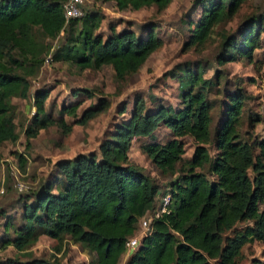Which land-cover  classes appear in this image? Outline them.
<instances>
[{
  "label": "trees",
  "instance_id": "trees-1",
  "mask_svg": "<svg viewBox=\"0 0 264 264\" xmlns=\"http://www.w3.org/2000/svg\"><path fill=\"white\" fill-rule=\"evenodd\" d=\"M91 1L113 2L118 10L154 6L161 11L171 0ZM245 1L194 0L200 13L195 21H188L192 27L188 28L184 47L203 45L213 28L230 20ZM62 2L0 0V146L18 139L10 98L27 96V77L35 74L48 52V47L34 37L33 28H38L44 38L61 35L51 61L68 63L80 71L109 66L119 81L136 73L162 45L152 23H142L136 31L108 26L104 33L98 31V9L83 8L82 17L66 19ZM261 33L263 15L244 18L235 32L225 34L216 63L224 65L239 57L252 61ZM196 64L184 62L169 72L171 77L178 75V107L156 103L144 110L141 99H134L128 118L104 134L97 152L57 160L49 178L37 191L22 198L20 225L12 235L4 236L1 246L23 251L38 235L45 234L57 243L67 239L79 245L94 259L92 264H117L122 254L128 256L126 264H236L243 246L264 242V206L260 207L264 202V136L259 140L239 137L244 99L240 88H219L217 73L204 78L203 67ZM211 89L226 99L212 136L207 98ZM48 95L43 86L32 92L34 112L22 129L25 147L40 130L52 125L68 133L72 124L65 122L64 115L79 125L109 106L99 97L77 114L83 101L80 97L92 96L89 90L77 88L71 93L72 102L61 104L57 116H53L52 109L45 108ZM247 117L249 126L261 122L257 114ZM160 124L170 137L163 143L143 141L139 149L161 174L176 176L162 193L158 184L128 158L132 139L153 137ZM185 136L194 142V148L190 157L183 159L180 138ZM209 141L214 147L212 155L205 147ZM16 160L23 171L26 157L17 154ZM205 166L207 173L201 171ZM164 193L169 194L168 211L151 222L136 249L127 254L125 243L136 235L139 220ZM9 226L7 221L4 230ZM0 264L55 261L7 258ZM251 264L264 262L254 259Z\"/></svg>",
  "mask_w": 264,
  "mask_h": 264
},
{
  "label": "rangeland",
  "instance_id": "rangeland-1",
  "mask_svg": "<svg viewBox=\"0 0 264 264\" xmlns=\"http://www.w3.org/2000/svg\"><path fill=\"white\" fill-rule=\"evenodd\" d=\"M193 4L194 0H171L168 6L161 11H156L154 6L138 10H118L110 1L85 0L84 10L95 8L101 12L98 31L105 33L108 26L116 30L130 27L136 31L142 23L149 22L155 26L156 34L162 40V45L148 56L136 73L126 76L122 81L114 77L113 70L109 66L80 71L62 61L49 60L45 63L43 60L35 74L27 77L30 81L27 96L10 98L18 139L14 143L4 142L0 146V189L3 190L0 193V261L7 258L23 260L36 257L55 261V264H92L94 259L91 255L79 245L71 244L67 239L57 243L45 234H40L34 243L23 251H16L12 246L2 247L1 243L4 236L12 235L14 229L20 225L22 198L37 191L39 186L49 178L54 172L53 164L60 159L72 158L78 153L97 152L104 134L111 130L114 124L128 118L134 99H141L144 110L156 103L172 107L179 106L178 75L171 77L169 74L175 65L191 62L196 66L199 62L204 70V78H210L217 73L219 88L227 90L240 88L244 99L238 126L239 137L249 140L263 138L264 33L260 35L258 47L254 50L253 59L250 62L239 57L235 62L218 65L215 56L225 34L235 32L244 18L255 14L264 16V0H246L230 20L213 28L203 45L184 47L188 28L192 27L188 21H195L200 13V6ZM32 31L37 41L48 47V52L43 55L44 59L50 58L51 52L62 41L61 35L49 39L44 38L38 28H33ZM41 86L49 91L45 100V108H51L53 116H57L61 104L72 102L71 93L77 88L87 89L92 93L90 98L80 97L83 101L77 114L89 104L95 103L99 97L105 98L109 106L101 114L79 125H74L72 118L64 115L65 122L72 124L68 133L64 134L58 126L52 125L40 130L34 138L28 141V147H25L22 129L34 112L32 92ZM207 98L211 105L210 134L212 136L213 128L219 123L220 110H223L226 99L219 92L215 93V89L210 90ZM123 109V113H120ZM249 113L260 116L261 122L249 126L248 117L246 118ZM153 137L133 138L128 158L130 164L139 167L158 184L162 193L176 176L161 174L140 151L139 145L143 141L153 139L163 143L170 137V133L160 124L153 132ZM180 139L184 144L182 157L183 159L189 158L194 142L187 136ZM205 147L210 155L214 153L211 141L205 144ZM17 154L26 157L23 171L18 167ZM201 171L207 173L206 166ZM206 177L210 179L208 174ZM16 182L25 184L26 190H17ZM263 206L264 202L260 204V207ZM7 221L10 226L4 230ZM138 230L140 228L137 224L135 234ZM57 246H59V251H56ZM241 254L236 264H251L254 259L264 262V242L253 241L246 244L241 249ZM127 260L128 256L122 254L117 264H126Z\"/></svg>",
  "mask_w": 264,
  "mask_h": 264
},
{
  "label": "built area",
  "instance_id": "built-area-1",
  "mask_svg": "<svg viewBox=\"0 0 264 264\" xmlns=\"http://www.w3.org/2000/svg\"><path fill=\"white\" fill-rule=\"evenodd\" d=\"M85 0H63L61 4V10L63 16L68 18H80L83 16V5ZM50 60L49 57L44 59V62L47 63ZM15 188L19 191L26 190L27 186L21 182H16ZM2 189H0V193H2ZM169 204V194L164 193L159 195L153 205V209L146 213L138 222V226L140 230L138 233L127 240L125 243V247L127 249V254L133 252L136 249L140 242V238L147 234L148 229L150 227L151 222L154 219L160 217L163 213L168 211Z\"/></svg>",
  "mask_w": 264,
  "mask_h": 264
},
{
  "label": "water",
  "instance_id": "water-1",
  "mask_svg": "<svg viewBox=\"0 0 264 264\" xmlns=\"http://www.w3.org/2000/svg\"><path fill=\"white\" fill-rule=\"evenodd\" d=\"M131 253V252H130Z\"/></svg>",
  "mask_w": 264,
  "mask_h": 264
}]
</instances>
